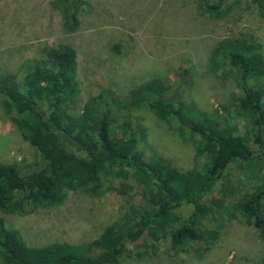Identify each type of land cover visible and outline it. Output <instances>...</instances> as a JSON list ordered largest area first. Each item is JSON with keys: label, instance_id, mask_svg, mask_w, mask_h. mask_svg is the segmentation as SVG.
I'll list each match as a JSON object with an SVG mask.
<instances>
[{"label": "trees", "instance_id": "1", "mask_svg": "<svg viewBox=\"0 0 264 264\" xmlns=\"http://www.w3.org/2000/svg\"><path fill=\"white\" fill-rule=\"evenodd\" d=\"M250 1L264 19V0ZM224 2L206 1L202 12L213 20L222 18L231 10V6L224 8ZM52 5L59 10L62 24L75 31L88 3L53 0ZM209 63L219 75H234L237 81L238 105L222 106V113L198 111L174 100L159 78L142 81L131 92L132 106L173 121L180 132L188 133L203 166L187 171L141 150L144 136L137 135L129 113L119 116L123 109L111 91L90 97L81 113L73 114L79 89L75 54L69 46L45 47L39 57L25 60L21 82L14 74L0 72L5 115L39 159L32 169L0 162V213L26 216L58 205L72 191L102 196L111 190L114 178H130L135 188L120 205L115 221L86 244L29 247L0 217V264H119L131 256L155 254L162 244L170 251L193 250L194 244L207 249L217 241L221 224L233 217L254 227L264 241L261 44L224 38ZM246 119L251 128L241 133L238 125ZM233 167L245 174L250 186L235 199L224 183ZM216 190L219 197L207 199ZM184 206L192 209L186 218L180 212ZM208 222L217 223L216 228Z\"/></svg>", "mask_w": 264, "mask_h": 264}, {"label": "rangeland", "instance_id": "2", "mask_svg": "<svg viewBox=\"0 0 264 264\" xmlns=\"http://www.w3.org/2000/svg\"><path fill=\"white\" fill-rule=\"evenodd\" d=\"M52 1L0 0V72L14 74L21 82L25 60L39 57L45 47L65 44L73 49L76 62L79 94L73 114L81 113L90 97L109 90L123 109L119 116L129 113L137 135L144 136L141 150L147 156H162L181 171L202 169L203 160L196 157L188 133L180 132L173 121L132 106L131 92L142 81L159 78L168 86V96L192 109L222 113V106L238 105L234 75H219L209 60L218 42L227 37L259 43L264 55V19L251 1L225 0L224 8L231 10L213 20L201 7L218 0H85L88 6L83 7L75 31L62 24ZM2 102L0 96V162L32 169L39 160L37 153L9 122ZM250 126L246 119L238 128L244 133ZM250 147L257 148L253 140ZM224 183L234 199L250 188L236 167ZM110 185L102 196L72 191L51 208L26 216L0 213V217L29 247L90 243L115 221L120 205L135 191L130 178H114ZM213 196L219 197V192L207 199ZM191 211L189 206L180 210L184 218ZM208 223L216 228L217 223ZM193 248L200 254L190 248L170 251L162 244L155 254L131 256L119 264H264V241L239 217L226 219L217 241L207 249L202 244Z\"/></svg>", "mask_w": 264, "mask_h": 264}]
</instances>
